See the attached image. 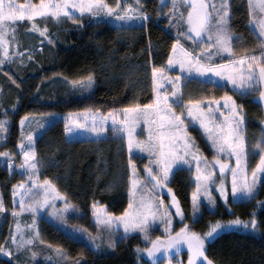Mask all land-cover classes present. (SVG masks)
Segmentation results:
<instances>
[{
  "label": "snow or ice",
  "instance_id": "6c2138e0",
  "mask_svg": "<svg viewBox=\"0 0 264 264\" xmlns=\"http://www.w3.org/2000/svg\"><path fill=\"white\" fill-rule=\"evenodd\" d=\"M133 3H126L125 0H114L113 3L108 0H39L38 3H33L32 0H25L24 3L0 0V66L15 58V51L11 54L9 52V36L15 40V25L25 19L31 23V31L42 36L48 32L47 25L40 27L36 23L37 18H68L80 25L82 18L87 15L90 23L111 20L121 29L145 27L149 15L142 10L144 6L140 0H133ZM165 3L166 0L160 5L162 10ZM247 4L249 24L257 30L253 47L259 50V55L248 54V49L244 50L243 55L235 51L233 41L236 36L230 30V0H171V8L167 13L161 11L160 15H164L169 21V27L176 28L177 32L171 42L166 64L151 68L153 98L144 104L137 102L122 108H109L107 112L86 107L70 112L65 117L64 132L69 137L83 132L99 139L106 136L107 130L111 128L113 138L121 139L128 152L127 206L116 214L109 212L106 205L93 199L90 208L96 232L92 233L83 225H73V232L84 235L94 249L100 247L98 241L115 248L117 239L113 237L122 228L123 233L119 239L127 238L130 233L138 231L148 244L144 248L136 246L138 264L140 253H146L152 258L153 264H158L157 253L161 251L168 258L167 264H171L172 253L169 250L174 249L179 253L183 245L187 246V264H216L215 260L206 255V242L226 230L240 228L256 231L264 223L257 217V208L264 209V200H258L247 219H242L239 215L229 220L216 219L209 221L206 231L197 232L185 220V212L179 199L168 186L171 176L177 170L187 166L192 172L195 187L191 192V208L195 222L202 214L200 205L203 201L206 200L210 206L217 204L214 191L224 205L231 208L228 203L229 173L231 199L234 202L250 201L264 179V120L260 121V136L251 146L252 154L258 153L259 159L249 173L250 149L242 127L245 122L243 105L238 104L229 91H225L218 98L204 99H184L181 91L182 80L191 79L192 74L202 78L218 77L224 81L219 86L231 85V91L241 96L257 92L259 102L264 103V0H247ZM77 15L81 19H76ZM224 56L229 58L224 59ZM213 57L220 62L213 63ZM172 65H178L180 71L175 76L166 77L165 70ZM158 74L166 84L170 82V92L161 89ZM68 83L73 88L91 89L94 84L93 73L88 72L86 76L69 80ZM11 107L15 108L16 104ZM217 117L222 119L218 120ZM32 118L21 116L20 124L23 126ZM40 119L43 120V117ZM189 120L198 122L206 134L213 152L211 159L202 154L195 138L188 132ZM7 123L5 113L0 118V132L7 131ZM45 126L38 122L26 134L22 130L21 138L17 141L21 163L15 167L26 175V179L12 185L11 214L16 223L10 229L9 236L5 237L9 247L0 244V254L13 258L14 261L16 255L25 250L30 251L33 259L37 256V252L31 251V246L40 237L36 227L39 210L45 209L65 225L69 210L80 214L78 206L65 193L60 192L52 180L48 177L42 180L38 178L40 159L35 149L34 135L37 129ZM137 126L146 129V135L142 139L136 134ZM137 151L148 155V160L143 165L144 176L140 175L136 161L132 158ZM0 157L7 158V166L11 171L14 167L13 154L5 150L0 152ZM233 157L234 163H231ZM163 189L167 190L171 198L168 204H165L162 196H157V192ZM57 201H63L59 208L56 207ZM173 208L174 212L171 211ZM5 210L4 201L0 197V212ZM22 213L30 214L31 223H20ZM174 216L180 217L181 224L175 230ZM157 220L161 221L165 234L153 238L149 230ZM26 230L28 235H25ZM104 233L108 236L106 240ZM12 248L16 251L13 252ZM49 248L60 259L66 258L62 246L49 245ZM15 264H19V261H15ZM71 264H79V261L73 260ZM179 264H183V261Z\"/></svg>",
  "mask_w": 264,
  "mask_h": 264
},
{
  "label": "trees",
  "instance_id": "16d2710c",
  "mask_svg": "<svg viewBox=\"0 0 264 264\" xmlns=\"http://www.w3.org/2000/svg\"><path fill=\"white\" fill-rule=\"evenodd\" d=\"M108 2L113 3L114 0ZM143 4L147 5V8L142 10L149 15L145 27L121 29L111 20L90 23V17L87 15L82 18L80 25L73 19L62 18L57 24L51 25L49 34L52 39L58 30H69L70 44H53L52 60L47 65L38 63L37 73H33L30 66L26 65L21 75L14 74L9 66L3 67L8 72L3 80L0 79V85L6 94L4 102L0 104V118L6 113L8 123L7 131L0 132V152L7 150L13 154L14 167L9 171L6 164L0 161V197L6 209L0 212L4 216L0 227V244H5V237L10 229L12 185L26 179L15 167L21 162L17 144L21 138V116L50 113L60 115L34 135V145L40 159L38 178L42 180L48 177L59 191L65 193L79 208L80 214L70 210L66 216L68 224L92 227L90 205L93 199L106 205L109 212L116 214L127 206L129 169L128 152L124 142L113 138L111 131L99 139H70L64 132V123L69 112L86 107L107 112L109 108H122L137 102L144 104L153 98L151 68L154 65L160 67L166 64L175 34L166 17L160 15L161 11L168 12L170 8L167 5L162 10L158 0H145ZM231 6V28L235 32H249V29L253 31L249 25L247 0H231ZM76 19L81 18L77 15ZM49 40L47 38L46 42L38 44L37 47L46 48ZM252 52L259 50L253 47L249 53ZM88 72H92L94 77L91 89L73 88L68 83L69 80L86 76ZM52 79L56 82L46 90L48 98H39V89ZM189 81L192 86H203L195 89L192 99L219 97L229 91L236 102L243 105L247 136L252 137L253 143L256 142L261 133L260 121L264 120L263 107L256 98L258 94L241 96L231 91L228 85H216L210 89L201 80L193 78ZM12 104H16V107L12 108ZM188 132L195 138L202 154L210 159L213 152L202 129L198 125H189ZM132 158L136 164L144 159L138 155H133ZM186 171L189 172L187 168L177 170L169 185L174 184L178 173ZM181 197L184 205H188L189 192ZM258 200H264V179L259 183L258 192L250 201L230 200L231 210H228L217 196L215 209L202 203V214L199 218L195 222L189 216L187 219L194 230L206 231L209 221L229 220L236 215L247 219ZM257 217L264 221V209L257 208ZM47 225L50 227V233L47 234L48 231L46 234H40V240L33 247L37 258L48 253L53 254L49 245H59L65 252L64 262L67 260L69 264L73 260L82 261V264H138L136 246H147L143 236L139 232H133L127 238L117 240L112 252L100 253L98 249L88 246L84 236L65 233L53 223ZM158 231L159 226L150 232L155 236L159 234ZM104 234L108 238L107 233ZM113 238L115 239V236ZM206 249V255L215 260L216 264H264V223H261L256 231L240 228L224 231L212 239ZM164 260L165 258L157 260L158 264ZM0 264H15V261L0 254ZM139 264H153V261L151 257L140 253Z\"/></svg>",
  "mask_w": 264,
  "mask_h": 264
},
{
  "label": "rangeland",
  "instance_id": "374dc122",
  "mask_svg": "<svg viewBox=\"0 0 264 264\" xmlns=\"http://www.w3.org/2000/svg\"><path fill=\"white\" fill-rule=\"evenodd\" d=\"M144 1L145 0H140L141 5L143 4ZM17 2L18 3H24L25 0H17ZM32 2L33 3H38L39 0H32ZM125 2L126 3H133V0H125ZM158 2H159V4H161L162 2H164V0H158ZM217 2H219V0H217ZM165 5H167L168 8H171V0H166ZM133 7H135L134 3H133ZM145 8H147V5H145L143 7V9H145ZM183 10L184 9H182V11ZM230 11H231V15H232L233 13H232L231 0H230ZM61 19L62 18L54 19V18H51V17H48L47 19H39V18H37L36 23L40 27H44L45 24H46L47 25V29H49L52 24H57V22H59ZM250 27H252L253 31H251L249 29V32H248V30H245L244 32H238V31L235 32L231 28V19H230V30L236 36V39L233 41V45H234L235 51L239 55H243L242 53L244 52L245 49L250 50V48H253V45H254V43L256 41L257 30H255L253 25H250ZM15 28L17 29L16 32H15V40H12L11 36H9V40L11 41L9 52L11 54L13 51H15V53H16L15 58L13 60H11V61H6L4 66H0L2 68L5 67V66H9L10 70L14 74L21 75V73L23 72L22 70L26 67V65L30 66V70L33 73H37V71H39L38 70L39 66L37 65L38 63L47 65L48 62L52 60L53 49H54L53 44H55V43L58 44L59 43V44H61L63 46H68L70 44V38H69V36H70L69 33L70 32H69V30L68 31H66V30H58L57 32H55L53 34V38L49 40L50 42L47 44L46 48L43 49L41 46L37 47V45L46 42L47 38L49 39V37H51V34H49V30L43 36L41 34L37 33V32L31 31V23L29 21H27V19H25L22 22H19L17 25H15ZM173 30H174V34H176L177 29L173 28ZM251 34H252V36H251ZM209 51H211V50H209ZM253 53H255L256 55H259V52H252V53H248V54L251 55ZM228 58L229 57L224 56V59H228ZM212 62L213 63H219L220 61L216 57H213ZM5 69L6 68H3V70L0 71V79L1 80H3L6 77V75H7L8 71L5 70ZM179 71H180V69H179L178 65H172V66L166 68L164 75L166 77L175 76L177 74V72H179ZM151 76H152V74H151ZM193 78L201 80V82L205 83L208 86V88H210V89L215 88L216 85H220V84L224 83V81H221L220 78H218V77H203L202 78V77L198 76L197 74H192V78L191 79H193ZM157 79H158V83L161 86L162 90H167L169 92L171 91L170 82L168 84H166L160 78L159 74L157 76ZM210 80L212 82H209ZM48 81L49 82L44 84L42 86V88H40L39 91H38L39 92L38 93V97L41 98V99L48 98L46 90L49 88V86H51L53 83L56 82V80H54V79L48 80ZM186 81L187 80H182V83H181V91H182V94H183V98L184 99H192L194 97L193 94L195 93V89H197L199 87H203V86L200 85V84L192 86L190 84L189 79H188L189 82H186ZM228 86L231 87V85H228ZM2 89L3 88L0 85V104H1V102H4V97L6 95L5 92H4L5 89L4 90H2ZM253 93L258 94L257 92H253ZM206 97L207 96L202 97V98H197V99H204ZM256 98L258 99V96ZM205 104H206V100H205ZM260 105H262V107H263V116H264V103L260 102ZM177 110L179 111V108H177ZM72 112H77V111H72ZM0 113H2V107L1 106H0ZM51 114L52 115H49V114H47V115L46 114H31V115H28L29 117H33V118L30 119L23 126L21 125L22 126V130L26 134L27 131L31 130L32 128H35L38 122L44 123L46 125V124L50 123V121L55 120V119L60 117L59 114H55V113H51ZM41 117H43V120L40 119ZM217 119L218 120L222 119V117H217ZM109 123H110V121H109ZM187 123H188V126L189 125H198L199 126V123L196 122V121H193V120H189ZM242 127L244 128L245 135L247 137V143H248V146H249V149H250L249 157H248V166H249V173H250L251 167L255 166L256 162L259 159V156H258V153L255 154V155L252 154L251 146L255 142L253 143V139H252L251 136H249V135L247 136V127H245V123L242 125ZM199 128L202 129L200 126H199ZM40 130H42V129H37L35 135L37 133H39ZM110 131H111V133H110ZM202 131H203V129H202ZM109 133L113 134L111 128H109L107 130L106 136ZM136 134H137L138 138L142 139L146 135V129H144L142 126H137ZM204 135H205V138L207 140V137H206L205 133H204ZM69 138L70 139H73V138L94 139L96 137L94 135H92V134H88V133H83L82 132L79 135L71 136ZM135 155L144 157V159L141 160V162H139V164H136L137 168L140 170V175L144 176L145 173L143 171V165L147 162L148 155H147V153H142V152H139V151H137ZM221 158H223V156ZM234 159L235 158L233 157L230 162L234 163ZM0 161L5 163L6 166H7V158L0 157ZM184 168H187V166H185ZM19 170L20 169H18V171ZM194 170H195V165H193V167H192V171H194ZM174 175H175V173H174ZM174 175H172V176H174ZM177 175L178 176L176 177L174 184H170L168 186L173 189L174 193L178 197L179 202L181 204V207H182V209L185 212V220L189 223L187 218L189 216L192 219V215H193L192 214V208H191V192H192L193 188L195 187L194 177L192 176V172L191 171H189V172L186 171V173H178ZM172 176H171V178H173ZM25 177H26V175H25ZM227 179H228V188H229V201H228V203L230 204V200H231V202H234L231 199V193H230V173H229ZM218 180H219V176L217 175V181ZM187 191L189 192L190 200L187 203L188 205H184V203H183L184 201L182 200L181 196H183L184 193H186ZM213 195L214 196H218V194L215 191L213 192ZM157 196L158 197L162 196L163 200L165 201V204H168L170 202L171 198H170L169 194L167 193L166 189L158 191L157 192ZM220 202H222V201L220 200ZM61 203H63V201H57L56 207L59 208ZM203 203L207 207H209L211 209H215L216 208L215 206L208 205V202L206 200L203 201ZM222 204H223V206H225L223 202H222ZM16 206H17V208L19 207V203L18 202H17ZM47 207L48 206H46V208ZM226 208L228 210H231V208L230 209L228 207H226ZM171 211L174 212L175 209L173 208V209H171ZM69 212H70V210H69ZM69 212L66 213V216H68ZM3 219H4V216H2V214L0 213V227L2 225ZM19 219H20V223L22 225L26 224V223H31V216L28 213H22ZM179 221H180V217H175V216L173 217V230L178 229V228L181 227V224H180ZM92 222H93V220H92ZM15 223H16V219L13 218V216H12V214L10 212V226H9L10 229L14 227ZM52 223L54 225H56L57 228H60L65 233L66 232H68V233L70 232V233H73V234H79V233L73 232V230H72L73 226H71V224H68V222L65 225L62 222H60L58 219L52 217L49 214V212L46 211L45 209L39 210V213H38V216H37V225H36V227H37L38 231L40 232V234H42V233L46 234L48 231L49 232L47 234H49L50 233V227L47 224H52ZM158 226H159V231H158L159 234L158 235L156 234L155 236H153L150 231L155 229V227H158ZM10 229L8 231V236H9V233H10ZM88 229L92 233L96 232V229H95L94 226H92V227H90ZM226 231H228V230H226ZM136 232H138V231H136ZM149 232H150V235L153 238H155L156 236H163L165 233H164V230H163V226L161 225V221H159V220L155 221L152 224ZM197 232H199V231H197ZM122 233H123V229L121 228L115 234V239L119 240V237L122 235ZM28 234L29 233L26 230L25 231V235H28ZM130 234H132V233H130ZM219 234H221V233H218L217 235H219ZM80 235H82V234H80ZM82 236H84V235H82ZM103 236H104V240H106L107 238H106L105 234H103ZM40 238L41 237H39V239L34 240L33 245L31 246V251H34V249H33L34 244L38 240H40ZM85 240H86L88 246H91V243L87 240V238ZM143 241H144V239H143ZM211 241H209V242H211ZM209 242H206V247H207V244ZM98 243L100 244V247L98 248V251L100 253H109V252H112V250L114 249V248L108 247L107 244L105 242H103V241H98ZM4 245H5V247H9V244L7 242H5ZM147 246H148V244H147ZM12 250H13V252L16 251L15 248H12ZM169 251H170V253H172V255L170 257L171 258V264H179L180 261H183V264H187L188 252H187V246L186 245L182 246L181 251L179 253H176L174 249L173 250H169ZM145 254L146 253H143V255H145ZM2 255L4 257L8 258V259H11V260L13 259V258H10V257L4 255V254H2ZM37 257H38V255L33 259L31 257V255H30V251L29 250H25V251L19 252L16 255L15 261H19V264H69L67 262V260H66V262H64L65 259H60L54 253L53 254L48 253L45 256L41 257V258H37ZM162 258H165V260L162 261L160 264H167V259L168 258L164 257L163 252L161 251V253H157V260H160ZM79 264H82V261H79Z\"/></svg>",
  "mask_w": 264,
  "mask_h": 264
}]
</instances>
